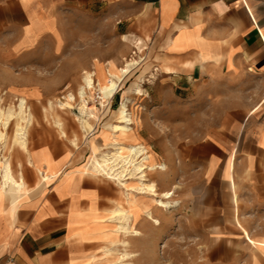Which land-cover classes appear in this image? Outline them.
Returning <instances> with one entry per match:
<instances>
[{"label":"crops","instance_id":"crops-1","mask_svg":"<svg viewBox=\"0 0 264 264\" xmlns=\"http://www.w3.org/2000/svg\"><path fill=\"white\" fill-rule=\"evenodd\" d=\"M66 6L88 15L101 11L98 43H88L83 27L72 52H63ZM112 20L125 37L115 50ZM133 45L140 55L130 59L135 72L151 79L140 97L130 98L135 137L151 161L166 165L156 170L158 189L178 191L177 215L195 224L194 237L238 238L239 222L264 242V0H0V88L8 92L42 93L31 82L37 76L32 61L53 69L58 85L76 83L85 72L94 82L96 74H119ZM118 94L122 100L120 85L101 107L89 108L98 115L90 118L92 128ZM101 130L94 143L109 141ZM32 141L27 151L5 153L0 145V156L24 183L19 195L1 191L0 165V264H108L100 253L120 250L121 235L108 215L112 196L122 199L123 188L112 191L108 181L86 173L89 154L83 163L86 151L78 146L57 136ZM142 195L129 197L131 224L141 232L129 237L137 257L152 252L160 236L145 211L170 219ZM214 244L209 253L220 256ZM253 249L259 257L246 264H264V243Z\"/></svg>","mask_w":264,"mask_h":264},{"label":"rangeland","instance_id":"rangeland-1","mask_svg":"<svg viewBox=\"0 0 264 264\" xmlns=\"http://www.w3.org/2000/svg\"><path fill=\"white\" fill-rule=\"evenodd\" d=\"M66 4V3H65ZM102 16L100 10L96 9L95 13H89V15L86 13V10L80 9L76 10L74 8H70V6H66L62 10V21H63V29L62 33L65 37V44L63 46V52L70 54L76 46V41L80 36V28H86L84 29V33L87 32L89 36V42H92L93 39H96V43H98L97 40L101 39V33H102ZM107 30V29H106ZM111 37V49L115 50L116 48L122 46V39H125V37L122 36V39L118 35V28L116 27L115 22L112 20L110 22V30H108ZM128 37L127 42L133 43L134 40ZM102 43L101 41H99ZM135 45V42H134ZM132 46L133 50H129V53L125 55L124 59H122V63L118 68L122 67L124 63L127 60L134 59L136 61L139 60L138 53H135V46ZM141 46L138 47L140 49ZM49 53V52H47ZM46 53V54H47ZM138 66V65H137ZM30 69L36 72V77L31 78L32 84H36L42 89V93L40 94L38 90L31 89V90H25L22 89L18 94L17 93H11L6 91L5 88H0L2 91V95L0 96V105L4 108H6L9 105L16 104V98L18 96L25 97L27 101V105L31 112V124L28 126L27 130V146H31L33 144L32 139H45L50 138L52 136H57L63 139L64 141L68 142L72 146H78L79 150L82 152L86 151V155L83 157V163H85L86 157L88 155V158L91 156L92 153V143L93 137L98 133V129L101 130L102 135L104 134L108 138V142L104 144H100V141L95 140V143L98 146H105L109 142L112 141L114 138V135L112 130L109 128H106L104 124L107 122L116 123L119 121L117 116H115V112L120 105L121 101L126 100V103L128 105V112H130V115H132L133 119V136L132 140L136 143L143 144L147 149L148 147L145 145V143L139 141L135 137V121L134 115L136 117V110L135 105L130 98L134 95L139 96L140 93H142V86L149 83V80L144 79L141 74L137 75L135 70L137 69L136 65L132 68V70L125 75L123 80L120 82V87L123 91V98L121 100V94L117 96L116 100L112 103L110 110L105 115V117L101 120L99 125L92 130H89L88 128H82L80 126V123L78 121V112L75 109L76 104L79 102L80 97L78 96V88L82 84L83 85V77L88 74L85 72L83 75H81L82 80H78L76 83H70L66 82L65 84L58 85L56 82L59 80L52 76L53 69H44L39 67V63L37 61H32L31 66H29ZM16 70L20 71L23 70V68L18 69L15 67ZM112 73L114 71H111ZM116 73V72H114ZM40 75V77L38 76ZM107 79V75H99L96 74V80L99 84L104 83ZM148 81V82H147ZM121 93V92H120ZM66 94H72L74 95V101L70 102L74 108H67V106H61L58 103V100L65 101V98L62 96H66ZM33 97V98H31ZM140 97V96H139ZM85 98V97H84ZM87 100V96H86ZM49 101L53 102L52 108L49 105ZM75 102V103H74ZM100 111V110H99ZM93 112V111H92ZM94 115L98 116L96 112H93ZM102 114L104 113L101 112ZM100 114V115H102ZM134 114V115H133ZM95 119V118H93ZM56 120L60 121V125L56 124ZM91 124H93V121L90 120ZM105 122V123H104ZM79 123V124H78ZM103 124V125H101ZM13 131V124L9 126L7 129V140L6 144L3 147V150L5 153L19 149L20 147L18 145L13 144L10 142L11 135ZM88 136V137H87ZM75 139V143L73 140ZM91 139V140H90ZM90 141V153L87 151V144L88 141ZM21 149V148H20ZM149 151V164H154L156 162L151 161V157L153 154L151 151ZM88 161V159H87ZM86 161V163H87ZM85 163V164H86ZM148 170L147 171V178L150 181L156 182V170ZM160 170V169H159ZM84 171L86 173H90L96 176V178L104 181H108L112 185V191L118 188L120 185L115 180L106 177L105 175L98 174L94 171L88 170L84 165ZM129 182L127 185H133L136 183L134 179H129ZM123 188L124 197L122 199H118V197L112 196L111 198V210L109 212V215L111 214V211L116 206H119L121 208H124L129 211V197L134 198L135 194H143V198H145V195L148 196L150 199L153 200L155 206L160 211H164L165 214H169V218L167 219L166 216L160 220L158 224H155L152 222L153 225H159L158 231L160 233V236L158 238L154 239V250L151 252L150 250L147 252L142 253L137 257V254L131 250L132 244L129 241L130 235H125L120 232H116L117 234L121 235V238L119 239V245L118 248L120 250H123L124 248L128 251L133 252L134 256L129 258L130 264H217V262H231L235 261L236 264H246V262L249 261V259H256L259 257V253H255L253 247L256 248L257 244L263 245V241H256L254 240L249 232L242 226L241 223L238 222L239 226L242 228V234L238 236V238H216V239H207V238H198L194 237V227L195 224L188 222L187 220H181L182 217L178 216V203H179V193L178 191L175 192V194L172 195L170 198L171 205L167 208L160 207L156 204L155 197H151V195L147 193H136L132 190H128V195H126L125 188L120 185ZM158 186V184H157ZM118 190V189H117ZM160 190V189H158ZM161 191V190H160ZM123 202H125V205H121ZM130 212V211H129ZM108 215V216H109ZM108 221H110L108 219ZM113 222V221H110ZM131 223V222H130ZM246 223H244L245 225ZM111 229L114 227V223H109ZM131 226L135 228L132 224ZM116 227V226H115ZM114 227V228H115ZM141 234V232H140ZM121 240H127L128 243L126 246L121 242ZM143 241H145V238H143ZM213 241L215 242V248H220L222 254L220 256H213V254L209 253V249L213 247ZM250 244V245H249ZM252 245V246H251ZM228 246V247H227ZM118 249V250H119ZM233 251V253H231ZM119 255V251L115 248L114 251L110 252V254H105L103 252V248H101L100 256L102 257L101 261H104L108 264H121L119 263L117 257ZM137 257V258H136ZM228 257V258H227ZM226 259V260H225ZM252 259V260H253Z\"/></svg>","mask_w":264,"mask_h":264},{"label":"bare ground","instance_id":"bare-ground-1","mask_svg":"<svg viewBox=\"0 0 264 264\" xmlns=\"http://www.w3.org/2000/svg\"><path fill=\"white\" fill-rule=\"evenodd\" d=\"M135 63L136 62L134 60L126 61L125 65L119 70V74H115L114 72L110 74L107 73L108 75L106 81L101 84L98 82L99 89L106 96H111L116 91L119 83L123 80L125 75L132 70ZM82 81L83 85L81 84L79 86L77 92L80 97V100L77 103L79 113L78 121L83 129L88 128L89 130H92L93 128L90 118L95 115L85 102L86 98H84V89L85 87L91 86L93 79L89 74H86ZM2 94L3 93L0 89V96ZM64 98L65 101L58 100L60 107L67 106L69 109L73 108L70 103L73 99L72 94H68ZM49 105L52 108L53 102L49 101ZM31 116L27 101L23 96H18L16 98V104L14 105H9L6 108H3L0 105V145L2 147L5 146L7 140V129L11 124H13L10 142L18 145L24 151H27V130L28 126L31 124ZM115 116L119 119L118 122H106L104 124L106 128L111 129L113 134H115L114 138L103 147L98 146L93 142L92 153L88 158L85 167L88 170L115 180L125 188L126 195H128L127 191L129 189L136 193H147L151 195V197H155L154 199L158 206L163 208L169 207L171 205L170 198L174 194V188L160 191L158 190L157 183L153 180L150 181L147 178L148 170L150 171L156 168L164 170L166 169V165L164 163L149 164L150 156L148 149L143 144L136 143L132 140V125L134 122L132 115L128 112L126 100L121 101L115 112ZM56 124L60 125V121L56 120ZM73 142L75 143V139ZM0 157L2 179L1 191L3 190L12 195H19L24 188L22 177L20 179L15 178L8 158H6L5 155ZM42 179L47 180V174H42ZM129 179H134L136 183L133 185H127ZM145 214L146 217L155 224L160 222L159 218L153 216L151 211L147 210L145 211ZM108 219L116 224L114 229L115 232H120L130 236L140 235V231L131 226V214L128 210L116 206L111 211ZM121 242L124 246L128 243L127 240H121ZM133 256V252L124 248L123 250H119L117 259L121 264H130L128 260Z\"/></svg>","mask_w":264,"mask_h":264},{"label":"built area","instance_id":"built-area-1","mask_svg":"<svg viewBox=\"0 0 264 264\" xmlns=\"http://www.w3.org/2000/svg\"><path fill=\"white\" fill-rule=\"evenodd\" d=\"M90 75V74H89ZM93 79V75H90ZM85 98L87 96V100L85 99V102L87 104V106L90 108L91 106L95 105V106H99L101 107L103 105V103L105 102L106 99L110 98L111 96H106L98 87L97 82H94V79L92 81L91 86L85 87ZM68 94H66L67 96ZM63 98L65 96H62ZM73 99L72 101H74V95H72ZM71 101V102H72ZM77 104L75 109L78 112V108H77ZM74 108V107H73Z\"/></svg>","mask_w":264,"mask_h":264}]
</instances>
